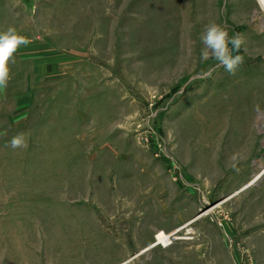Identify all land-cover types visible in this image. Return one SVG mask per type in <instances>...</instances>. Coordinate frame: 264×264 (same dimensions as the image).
Wrapping results in <instances>:
<instances>
[{
	"label": "rangeland",
	"instance_id": "obj_1",
	"mask_svg": "<svg viewBox=\"0 0 264 264\" xmlns=\"http://www.w3.org/2000/svg\"><path fill=\"white\" fill-rule=\"evenodd\" d=\"M209 22L246 39L235 75ZM9 27L0 264H264L257 0H0Z\"/></svg>",
	"mask_w": 264,
	"mask_h": 264
},
{
	"label": "clouds",
	"instance_id": "obj_2",
	"mask_svg": "<svg viewBox=\"0 0 264 264\" xmlns=\"http://www.w3.org/2000/svg\"><path fill=\"white\" fill-rule=\"evenodd\" d=\"M201 60L214 59L216 69L224 68L229 74L235 75L238 68L244 63L245 56L241 49L246 44L243 34L229 35V31L222 25L209 22L201 34ZM30 40L19 34L14 27L0 31V92H3L11 79L10 65L15 63V53L22 45ZM29 133L20 132L8 142L12 149H26L28 147Z\"/></svg>",
	"mask_w": 264,
	"mask_h": 264
},
{
	"label": "bare ground",
	"instance_id": "obj_3",
	"mask_svg": "<svg viewBox=\"0 0 264 264\" xmlns=\"http://www.w3.org/2000/svg\"><path fill=\"white\" fill-rule=\"evenodd\" d=\"M257 2H258V5H259L260 10L264 12V0H257ZM169 239H170L169 236H166L164 234L159 236V240L162 243H164V244L168 243L169 242Z\"/></svg>",
	"mask_w": 264,
	"mask_h": 264
}]
</instances>
